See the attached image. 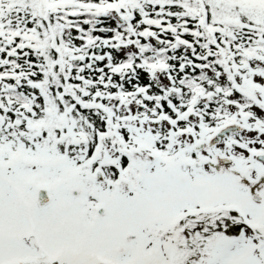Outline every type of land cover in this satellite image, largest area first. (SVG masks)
<instances>
[{
    "label": "snow or ice",
    "instance_id": "obj_1",
    "mask_svg": "<svg viewBox=\"0 0 264 264\" xmlns=\"http://www.w3.org/2000/svg\"><path fill=\"white\" fill-rule=\"evenodd\" d=\"M0 264H264V0H0Z\"/></svg>",
    "mask_w": 264,
    "mask_h": 264
}]
</instances>
